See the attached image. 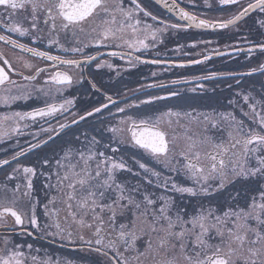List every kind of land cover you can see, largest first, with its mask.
I'll use <instances>...</instances> for the list:
<instances>
[{
    "label": "snow or ice",
    "instance_id": "obj_1",
    "mask_svg": "<svg viewBox=\"0 0 264 264\" xmlns=\"http://www.w3.org/2000/svg\"><path fill=\"white\" fill-rule=\"evenodd\" d=\"M219 2L241 5V0ZM173 7H179L175 0ZM241 8L231 18L219 23L198 19L183 8H179V17L187 22L188 27L226 29L236 25L250 10L264 12V0H255L247 7L241 5ZM147 17L157 20L139 0H0V27L5 32L30 37L33 43L43 40L42 34L46 32L48 47L57 45L63 53L82 54L83 48L89 44L98 47L115 44L117 48L140 52L162 42L160 34L167 28L181 27L180 24L154 27L146 22L144 18ZM259 23L264 28V19ZM60 33H71L73 37L82 33L90 40L83 47H65L60 43ZM0 41L32 57L51 62V67L56 69L44 81L45 86L27 89L11 77L16 75L32 82L47 69L23 60V68L32 73L25 75L0 53V89H3L0 104L5 106L19 100L27 101L34 92L52 99L62 95L64 89L73 84V76L69 71L60 70V66L80 69L83 64L96 59L90 55L83 60L52 55L5 34H0ZM81 43L76 40V45ZM259 47L264 50V44ZM109 55L122 54L114 51ZM135 60L138 61L139 57ZM145 62L160 63L159 60ZM107 66L111 67L110 64ZM261 70L264 71V66ZM211 78L202 76L196 79ZM243 100L251 110L243 113L250 124L233 112L181 114L168 110L154 117H144L118 107L117 112L125 115L107 128L111 135L107 138L103 134L99 138L92 135L89 139L85 134L83 140L77 137L79 146L68 147L56 159L55 170L50 171L45 183V188L55 190L56 195L51 196L45 205V215L49 219L58 215L61 209H50L49 205L62 204L67 212L65 221L71 218V224L82 230L79 239L90 248L93 243L98 246L91 250L105 258L103 264H264V103L256 102L261 105L258 112L248 95H244ZM151 103L152 100L141 101V104ZM73 104L71 99H64L59 104L45 101L44 107L33 111H15L0 116V141L13 133L22 134L21 128L28 127V121L54 117ZM101 111L100 107L94 110L95 113ZM92 115L91 111L87 113V116ZM79 119L85 120L86 116L81 115ZM174 125L183 132L177 133ZM165 126L172 130L171 136ZM66 127L68 125L60 124V131ZM42 131L51 133L56 129L42 128ZM180 139L183 145L177 143ZM120 145L143 150L156 164L162 165L169 173L183 176L188 183H180L171 175L162 178L160 171L140 159L135 163L143 174L133 172L129 161L120 152ZM38 147L40 144L31 145L32 149ZM25 154L18 153L13 159ZM50 163L45 159L42 166L47 167ZM7 164L8 160H0V166ZM124 172L141 176V181L132 184L121 179ZM13 173L15 175L7 177L9 181H17L13 187L0 185V228L5 230L0 233V264H53L51 260H39L33 255L31 243L16 239L18 236H33L28 226L44 232L53 225L45 223L41 226L38 221V202H33L32 198L36 168L18 165ZM237 184L242 187H236ZM158 189L163 191L158 192ZM23 198H27L25 203L31 210L30 215L17 207ZM9 218L13 226H9ZM54 227L55 233L46 234L65 239L67 233V238L71 239V226L64 228L55 221ZM83 230L91 232L94 241L85 240Z\"/></svg>",
    "mask_w": 264,
    "mask_h": 264
},
{
    "label": "flooded vegetation",
    "instance_id": "obj_2",
    "mask_svg": "<svg viewBox=\"0 0 264 264\" xmlns=\"http://www.w3.org/2000/svg\"><path fill=\"white\" fill-rule=\"evenodd\" d=\"M139 2L146 11L157 17L156 21H153L151 17L144 18L154 27L163 28L165 24L181 25L178 29L167 28L160 34L162 42H157L154 47L140 52L117 48L115 44L99 47L89 44L87 48H83L82 54L63 53L57 45L48 47L46 32L42 34L43 40L33 43L30 37H19L17 34L7 33L3 27H0V34L10 35L12 39L18 40L20 43L38 47L42 51H49L52 55L68 56L78 60H83L85 56L89 55L96 57L95 60L83 64L80 69L60 66V70L69 71L73 76V84L71 87L65 88L62 95H56L54 99L34 92L32 98L27 101L19 100L7 106L0 104V116H4L15 111H33L38 107H44L45 101L57 104L63 103L64 99L74 101V104L68 106L63 113H58L54 117L38 118L35 122L28 121L29 126L21 128L22 134L13 133L0 141V160L9 161V164L0 166V185L8 184L13 187L17 183L15 180L9 181L7 177L15 175L13 169L18 165L36 168V176L33 177L32 198L33 202H38L36 206L38 221L41 226L45 223L53 226L44 232H37L28 226L29 230L33 231V236H18L16 239L31 243L33 255H36L39 260L48 259L53 264L56 261H59L60 264H67L68 261H71V264H103L105 258L91 250L98 246L93 243L90 248L79 239L82 230L77 225L71 224V218L69 217L67 222L65 221L67 212L62 204L49 205L50 209L53 207L61 209L58 215L51 219L45 215V205L48 204L51 196L56 195L55 190L45 188V183H47L50 171L55 170V161L62 152L70 146H79L80 141L76 139L77 137L83 140L85 134L89 139L92 135H96L98 138L101 134L105 138L111 135L107 132V128L115 125L118 119L125 115L117 112L118 107H125L128 113L144 117H154L168 110L178 111L181 114L185 112L193 114L233 112L238 118L244 119L246 123L250 124L251 121L248 117L243 115L244 112L251 111L243 100V96L248 95L250 103L256 104L257 111H261V105L256 102L264 103V71L261 70V66H264V50L259 47L264 44V28L259 23L264 19V12L259 9L250 10L249 14L236 25L224 30L189 31L151 0H139ZM250 2L254 3L255 0H241V5L247 7ZM175 3L198 19H205L212 23L226 21L242 10L241 5H222L219 0H175ZM141 16L143 17L142 13ZM59 39L65 47H83L84 43H89L90 37L82 33H78L77 37H73L71 33H60ZM77 39L82 43L76 45ZM114 51L122 55H109ZM0 53H3L12 62L14 68L23 71L25 75L32 73L23 68V60L47 69L32 82L24 81L22 77L16 75L11 77L19 84L25 85L27 89L45 86L44 81L48 75L56 70L51 67V62L32 57L31 54L12 48L3 41H0ZM205 56L210 59L205 60ZM135 57H139V60H135ZM151 60H159L162 64L194 66L169 68L145 62ZM194 60H201L202 63L194 64L192 63ZM109 64L111 67L107 66ZM202 76L212 78L196 79ZM173 81H180V83L174 84ZM174 92L177 95H173ZM0 94H3V89H0ZM13 94H15V89ZM109 96L111 100L108 99ZM155 96L164 97V99H152ZM143 100H152V103L141 104ZM229 101L236 103L230 104ZM105 104L108 105L107 108L103 107ZM128 105H138V107L128 108ZM97 107L102 108L100 113L94 112ZM90 111L94 115L87 116ZM81 115L86 116V119L80 120ZM74 121H78V123ZM8 123L11 124V121ZM60 124H66L68 127L60 131ZM42 128H54L56 131L49 133L42 131ZM165 128L171 136L172 130L167 129V126ZM174 128L177 133L183 132V129L178 126L174 125ZM193 128L195 129L196 126L193 125ZM50 136L51 139H49ZM177 143L183 145V140L180 139ZM33 144H40V147L32 149L31 145ZM119 148L129 161L133 172L143 174L135 163L136 159H140L160 171L162 178L171 175L180 183H188L183 176L169 173L162 165L156 164L151 157L143 153V150L130 145H120ZM21 152L26 154L13 159ZM45 159L51 162L47 167L42 166ZM181 163H183L182 160ZM121 179L135 184L141 181V176L124 172L121 174ZM231 187L230 185L229 188ZM236 187L242 186L237 184ZM157 191L163 190L158 189ZM7 195L11 196L9 193ZM26 199H21L17 207L30 215L31 210L25 203ZM184 203H188V201H184ZM55 221H58L64 228L71 226L73 235L70 240L67 238V233L64 234L65 239H61L59 235L46 234L57 231L54 227ZM9 226H13L11 218H9ZM4 231L3 228H0V233H4ZM83 234L85 240L92 239L94 241L95 238L88 230H83Z\"/></svg>",
    "mask_w": 264,
    "mask_h": 264
},
{
    "label": "water",
    "instance_id": "obj_3",
    "mask_svg": "<svg viewBox=\"0 0 264 264\" xmlns=\"http://www.w3.org/2000/svg\"><path fill=\"white\" fill-rule=\"evenodd\" d=\"M155 5H157L163 12H165L167 15L178 21L179 23L183 24L187 30H193V31H204V32H211V31H219V30H224L220 28H196V27H188L187 22L183 21L179 17V8L180 7H173V0H151ZM176 4V3H175ZM177 5V4H176ZM246 17V16H245ZM244 17V18H245ZM232 26V25H230ZM229 26V27H230ZM228 27V28H229ZM227 29V28H226ZM152 65H157V66H164V67H169V68H183V67H189V66H194V65H185V64H162V63H150Z\"/></svg>",
    "mask_w": 264,
    "mask_h": 264
},
{
    "label": "trees",
    "instance_id": "obj_4",
    "mask_svg": "<svg viewBox=\"0 0 264 264\" xmlns=\"http://www.w3.org/2000/svg\"><path fill=\"white\" fill-rule=\"evenodd\" d=\"M43 247H46L45 245H42Z\"/></svg>",
    "mask_w": 264,
    "mask_h": 264
},
{
    "label": "rangeland",
    "instance_id": "obj_5",
    "mask_svg": "<svg viewBox=\"0 0 264 264\" xmlns=\"http://www.w3.org/2000/svg\"><path fill=\"white\" fill-rule=\"evenodd\" d=\"M10 194V193H9Z\"/></svg>",
    "mask_w": 264,
    "mask_h": 264
}]
</instances>
